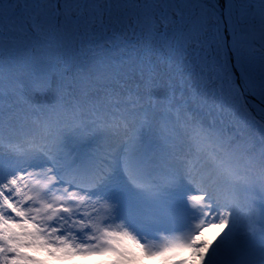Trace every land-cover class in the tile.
Listing matches in <instances>:
<instances>
[{"label":"snow or ice","instance_id":"6c2138e0","mask_svg":"<svg viewBox=\"0 0 264 264\" xmlns=\"http://www.w3.org/2000/svg\"><path fill=\"white\" fill-rule=\"evenodd\" d=\"M88 258L264 264V0H0V264Z\"/></svg>","mask_w":264,"mask_h":264},{"label":"rangeland","instance_id":"374dc122","mask_svg":"<svg viewBox=\"0 0 264 264\" xmlns=\"http://www.w3.org/2000/svg\"><path fill=\"white\" fill-rule=\"evenodd\" d=\"M229 43H230V42H229ZM122 51L125 53V55H127V54L129 53V51H131L130 46H129L128 49H124V50H122ZM133 55H135V54L133 53ZM222 55H223V53H222Z\"/></svg>","mask_w":264,"mask_h":264},{"label":"bare ground","instance_id":"6f19581e","mask_svg":"<svg viewBox=\"0 0 264 264\" xmlns=\"http://www.w3.org/2000/svg\"><path fill=\"white\" fill-rule=\"evenodd\" d=\"M83 260V259H82ZM82 260H80V261H82ZM80 261H76V262H74V264H79L80 263Z\"/></svg>","mask_w":264,"mask_h":264}]
</instances>
